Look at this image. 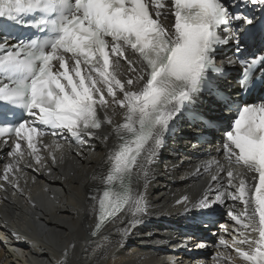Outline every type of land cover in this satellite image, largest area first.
Instances as JSON below:
<instances>
[{
    "label": "snow or ice",
    "instance_id": "obj_1",
    "mask_svg": "<svg viewBox=\"0 0 264 264\" xmlns=\"http://www.w3.org/2000/svg\"><path fill=\"white\" fill-rule=\"evenodd\" d=\"M184 118L223 123L222 158L190 172H210L207 186L175 205L203 227L227 201L239 203L226 208L236 235L219 243L242 264H264V0H0V145L10 158L0 170L3 202L19 194L37 209L26 194L35 179L23 170L52 178L65 146L82 161L85 148L99 146L100 182L86 186L82 208L94 236L115 220L127 232L147 210L165 134ZM60 211L72 219H37L53 234L71 232L81 207ZM76 247L74 239L64 246Z\"/></svg>",
    "mask_w": 264,
    "mask_h": 264
},
{
    "label": "bare ground",
    "instance_id": "obj_2",
    "mask_svg": "<svg viewBox=\"0 0 264 264\" xmlns=\"http://www.w3.org/2000/svg\"><path fill=\"white\" fill-rule=\"evenodd\" d=\"M50 138L45 137L44 142ZM95 145L96 142L92 141ZM63 161L54 168L55 176L46 177L25 168L26 177L30 179L26 186V194L30 193L33 201L39 206L33 209L19 194L13 202H3L5 193L0 192V229L4 227L8 236L0 235V264H64L70 259L72 264H168L163 247L172 245L178 240L175 225L183 220L182 209L175 205L181 195L198 196L207 186L205 181L189 183L182 186L173 185L171 179L180 178V166L171 167L183 157H167L161 163L152 165V182L146 190L147 210L139 216V223L124 232L126 224L115 220L106 226L104 232L92 237L90 231L94 220L85 215L82 205L86 186L94 176L100 182L101 162L106 158V150L95 147V150L84 149L88 153L81 160L74 151L67 150ZM74 148V147H72ZM10 162L7 148L0 151V170ZM25 163H28L26 158ZM66 178V179H65ZM55 180V182H50ZM0 183H3L0 179ZM23 186V180H21ZM143 191V189H141ZM13 198L9 196V201ZM76 204L81 207L80 213L68 225L72 231L61 230L53 234L50 226L37 219L48 214L46 218L70 220L60 206ZM43 209V212L40 211ZM228 229V227H226ZM15 233L19 240L14 239ZM69 239L77 242L74 253L70 254L64 246ZM177 264H190L183 254L177 255ZM195 264H216L211 258L194 260Z\"/></svg>",
    "mask_w": 264,
    "mask_h": 264
},
{
    "label": "rangeland",
    "instance_id": "obj_3",
    "mask_svg": "<svg viewBox=\"0 0 264 264\" xmlns=\"http://www.w3.org/2000/svg\"><path fill=\"white\" fill-rule=\"evenodd\" d=\"M209 260H210V258H208ZM190 264H195V262L193 261V262H190Z\"/></svg>",
    "mask_w": 264,
    "mask_h": 264
}]
</instances>
